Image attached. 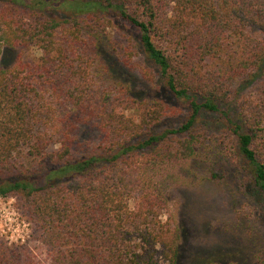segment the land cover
Listing matches in <instances>:
<instances>
[{
	"label": "trees",
	"instance_id": "16d2710c",
	"mask_svg": "<svg viewBox=\"0 0 264 264\" xmlns=\"http://www.w3.org/2000/svg\"><path fill=\"white\" fill-rule=\"evenodd\" d=\"M56 6L72 18L46 16ZM119 24L158 95L122 81L113 101L91 91L89 49L104 55ZM20 47L41 56L2 67ZM222 139L237 198L264 223V0H0V198L16 199L45 264H181L184 228L163 211L192 173L227 184L203 159L226 154ZM30 251L0 235V264H36Z\"/></svg>",
	"mask_w": 264,
	"mask_h": 264
},
{
	"label": "rangeland",
	"instance_id": "374dc122",
	"mask_svg": "<svg viewBox=\"0 0 264 264\" xmlns=\"http://www.w3.org/2000/svg\"><path fill=\"white\" fill-rule=\"evenodd\" d=\"M51 8L46 16L54 17L57 21H64L72 18L71 11L61 8ZM128 29V30H127ZM84 38L88 45L92 44L88 32L83 31ZM137 37L133 29L119 24L106 35V39L101 41V46L105 52L102 55H93V47L89 49L93 59L94 67L90 78L91 91L96 97H109L112 101L117 97H123L122 88L117 85L121 81L124 84L134 86L135 91L150 97L156 96L151 84H148L146 77V61L138 54L135 49ZM41 54L36 49H26L20 47L12 53H5L2 58L1 66H14L19 58L24 60L37 61ZM143 96L140 100L143 102ZM118 107L121 113L134 120L139 121L140 113L137 111L125 110L122 105ZM51 127L54 120L52 118ZM41 131L52 133V129L44 119L43 123L38 124ZM86 134L94 136L98 134L96 129L87 126ZM202 128V126H201ZM218 137V138H217ZM207 138L221 141L220 133L207 134ZM224 155L210 156L208 153L203 156L209 162L215 159L216 167L223 168L230 174L227 184L224 186L203 179L202 172L192 173V180H196L191 186L175 187L169 193L168 209L163 211V217H172L177 227L184 228L183 241L181 244V264H207L210 260L217 261L218 264H264V223L254 217H249L246 208H242L238 200L239 180L234 175L235 163L231 158V142L222 139ZM214 144L213 142H211ZM221 149H218L220 151ZM198 181V182H197ZM197 182V183H196ZM240 204L242 213L234 207V203ZM0 235L9 244L23 245L30 248V252L36 260V264L47 263V250L37 238L34 228L25 220L22 212L16 205V199L12 197L0 198ZM215 262V263H217Z\"/></svg>",
	"mask_w": 264,
	"mask_h": 264
}]
</instances>
